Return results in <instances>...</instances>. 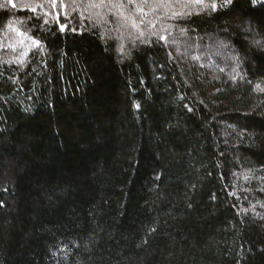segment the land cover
<instances>
[{"label": "trees", "instance_id": "obj_1", "mask_svg": "<svg viewBox=\"0 0 264 264\" xmlns=\"http://www.w3.org/2000/svg\"><path fill=\"white\" fill-rule=\"evenodd\" d=\"M12 3L0 264H264V0Z\"/></svg>", "mask_w": 264, "mask_h": 264}, {"label": "snow or ice", "instance_id": "obj_2", "mask_svg": "<svg viewBox=\"0 0 264 264\" xmlns=\"http://www.w3.org/2000/svg\"><path fill=\"white\" fill-rule=\"evenodd\" d=\"M129 2L131 3L132 0H129ZM258 0H251V3L253 5L257 4ZM8 3L11 5V7L15 8L16 5L14 3H12V0H8ZM226 3L227 4H231L232 3V0H226ZM96 7H101L103 5H95ZM112 7H117V8H123L124 6L123 5H120V4H116V5H112ZM212 8L213 10L216 9V5L213 4L212 5ZM31 11L33 12H36L37 9H30ZM142 11V9H140ZM47 15V13H45ZM182 15V14H181ZM57 19H59V13H57ZM47 21H45L46 23ZM153 27L155 26L154 24L152 25ZM65 26L61 25V30L64 29ZM133 27H136V24H135V21H133ZM74 30V29H73ZM167 29H165L166 31ZM261 30H264V27H262ZM183 31V30H182ZM21 35H24V33H20ZM144 36V33L143 32H140V37H143ZM151 36H155L157 37V40L158 41H164L165 43H167L169 37L168 36H165V35H158V33L156 32H153L151 33ZM32 39V44L34 47H37V48H42V45L40 43L39 40H36L35 38H31ZM151 41L149 39H141V43H144V44H147V43H150ZM253 43H255L258 47L259 46H264V42H259V41H253ZM223 46V45H221ZM123 46L120 48V51L123 52ZM23 55H27V53H23ZM193 59H199V57H193ZM19 62V61H18ZM246 211V210H245Z\"/></svg>", "mask_w": 264, "mask_h": 264}]
</instances>
